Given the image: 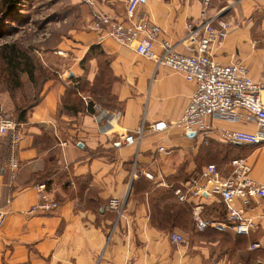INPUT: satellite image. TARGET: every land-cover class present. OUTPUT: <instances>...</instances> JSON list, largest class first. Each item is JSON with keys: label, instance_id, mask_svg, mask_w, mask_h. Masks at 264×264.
Returning a JSON list of instances; mask_svg holds the SVG:
<instances>
[{"label": "crops", "instance_id": "obj_1", "mask_svg": "<svg viewBox=\"0 0 264 264\" xmlns=\"http://www.w3.org/2000/svg\"><path fill=\"white\" fill-rule=\"evenodd\" d=\"M124 1L93 0L89 5L78 0L77 29L59 43L56 78L43 84L39 101L18 126V169L13 173L10 141L0 136V264H264V200L242 204L254 229L234 236L196 229L198 218L224 219L215 197L179 202L173 193L211 163L201 150L217 146L223 176H231V162L240 159L249 167V178L264 184V147L227 145L217 134L253 132L255 124L209 119L212 130L206 139L184 136L178 129L151 131L154 123L178 120L195 83L111 38L100 40L89 29L98 13L122 19ZM209 1L208 15L224 9L232 24L224 40L211 47V59L221 65L239 63L264 86V0ZM199 11L198 0H142L138 12L159 29L154 54L166 42L174 52L190 55L183 44L185 27ZM94 93H105L112 102L102 106ZM87 103L96 108L88 109ZM12 112L10 97L0 93V115ZM115 112L120 116L111 121L109 134L99 133L94 117ZM139 128L143 133L136 146L112 148L117 134ZM157 147L170 155L156 152ZM41 183L57 207L28 214L37 201L34 186ZM109 199H118L119 212L107 208ZM170 233L184 243L170 242ZM254 242L261 248L248 250Z\"/></svg>", "mask_w": 264, "mask_h": 264}, {"label": "built area", "instance_id": "obj_2", "mask_svg": "<svg viewBox=\"0 0 264 264\" xmlns=\"http://www.w3.org/2000/svg\"><path fill=\"white\" fill-rule=\"evenodd\" d=\"M91 4L93 0H81ZM142 0H125L124 17L111 18L104 13H98L89 22V29L100 40L111 38L120 46L131 49L136 55L154 60L156 64L163 65L182 75L185 81L194 82L193 90L187 105L177 121L169 124L154 123L149 129L154 132L166 129H178L184 136H202L212 130L208 120H220L227 123H236L240 120L253 122L255 131H217L218 139L227 145H252L264 147V99L262 94L264 86L252 81L247 69L239 63L221 65L214 62L210 49L222 42L231 28V22L223 16L221 9L215 15H208L209 0H198L200 4L199 16L189 22L185 27L183 44L191 51L190 55H181L173 51V47L163 42L160 44V54L153 52V43L159 34V29L152 25L138 12ZM96 108L95 105L92 106ZM120 116V112L112 114L102 113L94 117L99 125L97 130L102 134H109L111 121ZM102 120L104 122L102 123ZM10 134V155L8 168L11 173L18 169L14 158L15 146L20 139V132L9 114L0 115V136ZM143 133L142 128L135 132H123L111 142L114 149L120 147L136 146ZM206 144V140L203 141ZM63 145V143L61 144ZM156 152L164 156L170 155V150L157 147ZM233 171L231 176L225 177L213 164H208L201 171L190 177L185 183L174 190V195L179 202L188 198L215 197L223 210L222 221L214 219H196V229L201 231L206 228L218 233H230L234 236H247L254 229L251 218L245 216L242 204L248 200H264V184L257 183L249 178V167L244 160L231 162ZM145 178L152 179L148 173ZM37 201L27 213L47 214L54 211L57 204L49 199L43 183L34 186ZM239 201L240 204H237ZM107 208L119 212L121 204L118 199H109ZM174 244L184 243V239L175 233L168 236ZM261 248L260 243L254 242L248 250L254 251ZM124 264H131L126 261ZM260 264V263H258Z\"/></svg>", "mask_w": 264, "mask_h": 264}, {"label": "rangeland", "instance_id": "obj_3", "mask_svg": "<svg viewBox=\"0 0 264 264\" xmlns=\"http://www.w3.org/2000/svg\"><path fill=\"white\" fill-rule=\"evenodd\" d=\"M3 3L1 0L0 93L7 94L14 103L28 106L38 97L44 81L56 78L60 63L59 43L77 29L82 9L78 0H19L13 6L14 10L4 16L1 13L6 9ZM9 46L21 57L20 67L31 69L33 81L29 82L24 73L16 75L17 79L11 78L10 67L6 66L2 56ZM105 95H99L104 105L109 101ZM210 164L219 170V163Z\"/></svg>", "mask_w": 264, "mask_h": 264}, {"label": "trees", "instance_id": "obj_4", "mask_svg": "<svg viewBox=\"0 0 264 264\" xmlns=\"http://www.w3.org/2000/svg\"><path fill=\"white\" fill-rule=\"evenodd\" d=\"M3 1H4V3H3L4 7H6V9L1 13L4 16H8L11 13V11L14 10V7H13L14 4L18 3L19 0H3ZM2 56L4 58V61L6 62V66L10 67L9 74H10L11 78L14 77V79H17L16 75H18V74L21 75L22 73H24V74H26V76H27L26 78L29 82L33 81V75H32L31 69L24 70L20 67L21 66L20 65V58L21 57H19L18 52L15 49H13L12 46H9L8 50H6V52ZM46 81H48V79H46L44 82H46ZM41 90H39V92H38L39 93L38 97L28 106H21L18 103H14V101L10 98L12 100V103H13V112H12V114L9 113V115L13 119V121L15 122L17 129H18L19 124H21L23 122L26 112L39 101ZM98 94L99 93H94V99L96 100V102H98L102 106L108 107L109 102H112V100L109 99V97L105 96L106 99L111 100V101H108V103L106 105H104L103 103H101V100H100V97ZM74 100L77 101L78 99H74ZM91 107H92V105L87 103V108L92 110ZM6 137H8V139L10 141V134L9 133L6 134ZM220 147L221 146H217L216 148L215 147H212V148L208 147L207 149L201 150V151H207L206 157H204V155H202L203 158H206L207 163H209V162L219 163V160H220L219 148ZM214 159H217V160L215 161ZM206 165H208V164H206ZM215 167L217 168V166H215ZM174 189H176V188H174Z\"/></svg>", "mask_w": 264, "mask_h": 264}, {"label": "bare ground", "instance_id": "obj_5", "mask_svg": "<svg viewBox=\"0 0 264 264\" xmlns=\"http://www.w3.org/2000/svg\"><path fill=\"white\" fill-rule=\"evenodd\" d=\"M263 97V96H262Z\"/></svg>", "mask_w": 264, "mask_h": 264}]
</instances>
